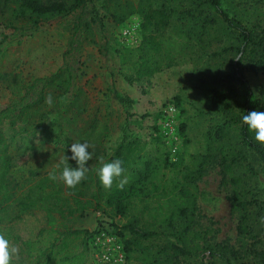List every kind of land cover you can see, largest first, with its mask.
Instances as JSON below:
<instances>
[{
  "label": "trees",
  "instance_id": "obj_1",
  "mask_svg": "<svg viewBox=\"0 0 264 264\" xmlns=\"http://www.w3.org/2000/svg\"><path fill=\"white\" fill-rule=\"evenodd\" d=\"M227 1L0 0V44L72 20L66 63L57 73L28 80L0 69V83L13 97L0 111V129L6 123L19 125L21 134L30 135V150L50 145L54 154H63L57 165L32 171L30 180L19 187L11 177L15 167L11 144L0 131V235L9 245L21 244L24 249V257L10 259V264H87L96 230L76 226L91 213L111 221L123 240L127 262L264 264V189L257 179L264 175V144L255 141L243 122L250 111L264 112V88L255 98L245 76L246 71L264 70V18L251 22L232 15L225 8ZM135 15L141 18V44L117 52L133 72L131 83L192 62L205 77L202 81L211 84V111L221 116V123L209 130L204 152L191 156L190 164L185 158L181 164L172 163L170 149L160 138L150 143L125 139L110 152L106 143L110 127L99 115L79 124L61 108L76 77L69 58L85 44H96L95 29L103 33L107 18L124 24ZM225 36L229 44L214 50ZM103 50L110 52L107 41ZM113 93L123 104L131 103L116 90ZM49 95L52 105L45 102ZM38 136L42 139L36 146ZM78 142L90 144L85 177L75 187L50 179V173L58 175L65 165L78 166L66 159L70 145ZM114 159L121 160L125 170L120 178H127L123 188L117 187L119 179L105 188L97 177L101 160ZM213 167L221 168L231 188L230 201L238 216L237 246L216 243L199 229L203 226L194 188ZM38 212L46 215L47 227L35 240L23 242L6 229ZM118 221L126 224L119 226Z\"/></svg>",
  "mask_w": 264,
  "mask_h": 264
},
{
  "label": "rangeland",
  "instance_id": "obj_2",
  "mask_svg": "<svg viewBox=\"0 0 264 264\" xmlns=\"http://www.w3.org/2000/svg\"><path fill=\"white\" fill-rule=\"evenodd\" d=\"M133 1L136 4L140 2ZM97 8L100 9L101 5L97 4ZM225 8L232 15L251 22L264 18V0H228ZM71 23L72 20L68 19L53 27L44 28L31 37L0 44L1 71L22 75L28 80L57 73L66 63ZM94 38L96 44H85L80 53L68 60L76 70L73 91L62 100L61 105L62 109L69 111L68 118L75 117L81 124L99 115L110 127L106 139L110 152H115L125 139L129 141L136 138L149 143L153 138H160L170 149L172 163L177 165L184 158L185 164H190L191 156L204 152L207 146L206 136L212 127L221 123V116L211 111V84L202 81L205 77L196 70L195 65L188 62L151 79L131 83L129 79L133 77V72L124 66L117 52L137 48L141 44V18L135 15L124 24H116L107 18L104 32L101 33L96 28ZM1 40L2 32L0 42ZM106 41L110 45L108 54L103 50ZM229 42L225 36L224 42L213 48L219 50ZM245 76L255 98H259L264 88V70L246 71ZM113 90L128 98L131 103L120 102ZM12 102L11 93L5 84L0 83V111L8 108ZM79 108L82 110L79 111ZM52 123L53 120L49 129L52 128ZM0 131L11 144L15 159L11 177L19 187L30 180L32 171L50 170L59 163L63 155L54 154V147L50 145L43 146L38 152L30 150V135L21 134L19 125L11 126L6 123ZM41 139L42 136L34 139L36 146H39ZM257 179L259 188L264 189V175L260 173ZM194 192L202 218L203 227L199 229L216 243L237 246L238 216L233 212L231 188L226 183L221 168L213 167L198 181ZM119 223V226H124L126 221ZM102 224L111 226V221L101 214L91 213L79 221L76 227L93 232ZM46 227V215L38 212L6 229L27 242L35 240ZM9 248L10 252L11 249L16 250L11 252V260L20 261L24 257L21 244L11 243ZM132 263L140 264V261L127 262Z\"/></svg>",
  "mask_w": 264,
  "mask_h": 264
},
{
  "label": "clouds",
  "instance_id": "obj_3",
  "mask_svg": "<svg viewBox=\"0 0 264 264\" xmlns=\"http://www.w3.org/2000/svg\"><path fill=\"white\" fill-rule=\"evenodd\" d=\"M45 102L52 105L54 103L52 96L49 95ZM243 122L247 125L249 131L254 132L255 141L264 144V112L250 111L243 116ZM89 148L90 144L88 142L71 144L69 148L71 156H67L66 159L75 161L78 166L65 165L58 175L55 172L50 173V179L63 181L68 187H75L88 171L85 164L91 159L92 154L88 151ZM100 163L101 166L96 170L99 182L105 188H111L114 179H119L117 187L123 188L127 178L120 179L125 171L122 167V161L114 159L111 162L104 163L101 160ZM15 251V249H11V252ZM11 252L9 240L4 235H0V264H10Z\"/></svg>",
  "mask_w": 264,
  "mask_h": 264
},
{
  "label": "built area",
  "instance_id": "obj_4",
  "mask_svg": "<svg viewBox=\"0 0 264 264\" xmlns=\"http://www.w3.org/2000/svg\"><path fill=\"white\" fill-rule=\"evenodd\" d=\"M87 264H127L125 247L112 226L102 224L96 230Z\"/></svg>",
  "mask_w": 264,
  "mask_h": 264
},
{
  "label": "crops",
  "instance_id": "obj_5",
  "mask_svg": "<svg viewBox=\"0 0 264 264\" xmlns=\"http://www.w3.org/2000/svg\"><path fill=\"white\" fill-rule=\"evenodd\" d=\"M98 216V215H97Z\"/></svg>",
  "mask_w": 264,
  "mask_h": 264
}]
</instances>
